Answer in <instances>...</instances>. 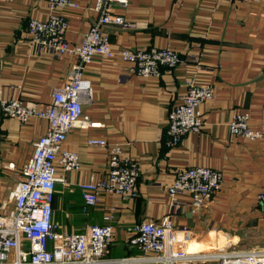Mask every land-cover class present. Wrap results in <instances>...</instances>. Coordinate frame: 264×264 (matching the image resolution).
<instances>
[{"label":"crops","instance_id":"1","mask_svg":"<svg viewBox=\"0 0 264 264\" xmlns=\"http://www.w3.org/2000/svg\"><path fill=\"white\" fill-rule=\"evenodd\" d=\"M71 1L77 7L55 11L67 19V41L78 43L99 13L95 0ZM111 13L134 24L104 26L113 49L169 46L180 62L161 66L157 77H142L119 58H95L83 67L92 98L83 101L82 114L93 125H76L67 133L64 147L77 153L80 167L62 173L65 180L56 183L53 221L67 232L111 224L115 237L108 256L140 255L127 242V228L159 221L171 210L167 187L176 174L206 166L221 172L219 190L197 215L185 204L175 211L177 236L196 257L195 264H218V256L228 251L264 249V207L257 201L264 187V0H128L125 7L112 2ZM48 14L47 0H0L3 97L48 106L52 92L69 78L76 57L40 48L27 28L29 17L45 19ZM187 80L211 85L213 95L199 105L200 130L171 145L167 114L181 102ZM235 113L247 114L261 137L230 134L227 123ZM46 126L39 118L23 124L0 110V200L21 179L33 142ZM89 137L116 143L136 160L137 197L118 201L103 192L83 211L77 183L103 176L108 160L107 148L88 145Z\"/></svg>","mask_w":264,"mask_h":264},{"label":"built area","instance_id":"2","mask_svg":"<svg viewBox=\"0 0 264 264\" xmlns=\"http://www.w3.org/2000/svg\"><path fill=\"white\" fill-rule=\"evenodd\" d=\"M112 2L122 7L128 4V0H95L98 17L78 43L67 41V19L55 11L65 6L77 7L71 0H47L48 16L45 19L31 16L27 20L33 43L55 55L75 56L77 61L69 78L52 92V102L48 106L24 104L18 98L0 95V110L4 115L23 124L33 118L47 123L44 133L33 142L31 157L20 171L21 179L7 199L0 200V264H195L196 257L184 248L177 236L175 211L185 204L192 214L197 215L211 195L219 190L221 172L206 166L189 167L176 174L167 187L171 210L159 221L143 220L127 228V242L139 248L140 255L108 256L115 237L111 224L87 225L79 232H67L53 221L56 183L65 180L62 173L80 167L77 153L64 147L67 133L76 125H93L82 114L83 101L92 98L90 82L83 77V67L95 58H119L130 63V70L134 73L157 77L161 66L171 68L180 62L178 52L169 46L135 51L113 49L103 31L104 26L115 24L132 28L134 24L120 14H112ZM212 95L211 85L186 81L181 102L167 114L169 144L176 145L185 133L200 130L199 105ZM227 128L232 135L248 139L261 137V132L249 124L247 114H233ZM86 143L107 148L108 160L103 176L90 175L77 183L83 211L95 205L103 192L118 201L137 197L136 160L126 154L122 146L104 138L89 137ZM257 201L264 207V187L257 194ZM108 218H111L110 214ZM181 229L185 230V227ZM218 264H264V249L228 251L218 256Z\"/></svg>","mask_w":264,"mask_h":264}]
</instances>
